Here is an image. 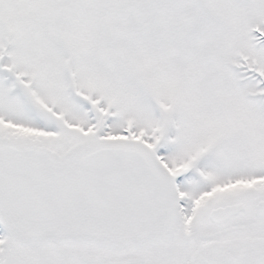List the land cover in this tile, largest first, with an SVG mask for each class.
Listing matches in <instances>:
<instances>
[{
    "label": "snow or ice",
    "instance_id": "obj_1",
    "mask_svg": "<svg viewBox=\"0 0 264 264\" xmlns=\"http://www.w3.org/2000/svg\"><path fill=\"white\" fill-rule=\"evenodd\" d=\"M0 264H264V0H0Z\"/></svg>",
    "mask_w": 264,
    "mask_h": 264
}]
</instances>
